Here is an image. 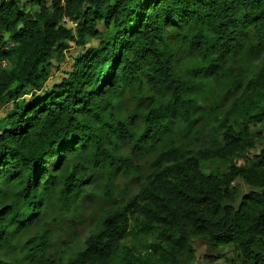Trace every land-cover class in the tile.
<instances>
[{
	"label": "trees",
	"instance_id": "1",
	"mask_svg": "<svg viewBox=\"0 0 264 264\" xmlns=\"http://www.w3.org/2000/svg\"><path fill=\"white\" fill-rule=\"evenodd\" d=\"M263 52L264 0H0V255L17 251L0 264H179L194 238L264 264V156L233 162L261 137ZM211 159L226 170L205 173ZM117 178L136 188L123 203ZM236 179L257 190L233 208ZM53 212L71 236L94 223L69 258L52 254Z\"/></svg>",
	"mask_w": 264,
	"mask_h": 264
},
{
	"label": "rangeland",
	"instance_id": "2",
	"mask_svg": "<svg viewBox=\"0 0 264 264\" xmlns=\"http://www.w3.org/2000/svg\"><path fill=\"white\" fill-rule=\"evenodd\" d=\"M69 26V25H67ZM70 27V26H69ZM98 28L103 31L102 24H98ZM98 40L92 39L86 47L77 46L73 43L70 44V48L64 53V58L62 59H54L52 61V71L49 80L45 83L46 86H51L54 82H60L62 78L67 77V72L72 71L73 61L72 58L75 57L78 53L85 50V48L97 46ZM82 50V51H81ZM264 63V52L262 56L255 61L253 65V71H257L261 64ZM8 107L7 103H4L3 100H0V123L4 117V113L6 108ZM250 133H260L261 137H255L252 142V147H249L248 150L244 153L242 158L233 159V162L237 166H244L249 161H258L257 157L262 154L264 156V149H262V142L264 140V125L262 123L250 125L249 127ZM121 153L128 152L127 145H120ZM226 170L223 162L218 159H211L203 164V171L205 173H214L220 174ZM129 181L127 179H116V185L114 187L113 194H115V199L118 203L125 201L128 199L130 194H134L136 192V188L130 189ZM129 187L128 189H125ZM232 189L236 192L235 202L232 204L233 208H236L238 203H240L241 198L247 193L257 190L249 187L242 179H236L231 184ZM98 197H103L105 193V188L102 186H95L93 191ZM123 203V202H122ZM101 209H105V205L102 203V200L97 198L96 203L93 206L85 207V212L83 216H94L100 213ZM85 217V218H86ZM62 219H59L56 214L53 212L47 218L46 228L53 229L55 234L53 237V251L52 254L58 256V253H65V258H69L73 256L78 250L82 248L84 239L86 236L93 230L94 223L88 219L83 225L78 226V235L71 236L68 235L66 228L62 225L60 227L58 224L63 223ZM38 226L31 228L25 234L21 231V234L16 238V246L17 249L25 240L26 236L31 235L37 230ZM58 227V228H57ZM39 228V227H38ZM70 241L71 243H68ZM191 247L194 251V258L190 259L191 261H180L179 264H252L250 261H245V258L236 250L235 246L232 245H223L217 249H213L208 247L202 240L198 238H194L191 240ZM15 253L13 251H9L6 253H1L0 258L6 259V261H10L14 258ZM185 259V258H184Z\"/></svg>",
	"mask_w": 264,
	"mask_h": 264
},
{
	"label": "built area",
	"instance_id": "3",
	"mask_svg": "<svg viewBox=\"0 0 264 264\" xmlns=\"http://www.w3.org/2000/svg\"><path fill=\"white\" fill-rule=\"evenodd\" d=\"M63 21L67 24V25H69L70 27H72V28H75V26H76V24H73L71 21H69L67 18H63ZM1 66L2 67H5L6 66V63L5 62H2L1 63ZM262 149H264V140H263V142H262Z\"/></svg>",
	"mask_w": 264,
	"mask_h": 264
}]
</instances>
